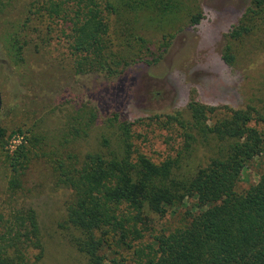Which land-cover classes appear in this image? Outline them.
Wrapping results in <instances>:
<instances>
[{"label": "trees", "instance_id": "obj_1", "mask_svg": "<svg viewBox=\"0 0 264 264\" xmlns=\"http://www.w3.org/2000/svg\"><path fill=\"white\" fill-rule=\"evenodd\" d=\"M4 6L0 0V16ZM24 15L0 37L14 67H26L32 23L47 17L60 22L76 75L116 78L136 64L159 63L177 34L201 23L203 9L200 0H30ZM148 34L157 35V48ZM257 35L264 38V0H252L224 36L223 61L237 66L238 48ZM195 95L186 110L158 118L179 141L160 163L140 152L135 124L118 115L105 122L86 154L67 149L76 140L61 139L63 155L49 166L56 185L71 193L66 222L88 264H264V171L249 189L237 190L250 162L264 155V113L250 105H207ZM81 108L82 126H68V119L65 126L67 135L87 139L99 127V113L90 105ZM31 129L10 151L7 130L0 127L6 171L0 264H40L45 254L26 185L32 166L49 155V143ZM183 206L190 208L186 222L155 233L154 217Z\"/></svg>", "mask_w": 264, "mask_h": 264}, {"label": "rangeland", "instance_id": "obj_2", "mask_svg": "<svg viewBox=\"0 0 264 264\" xmlns=\"http://www.w3.org/2000/svg\"><path fill=\"white\" fill-rule=\"evenodd\" d=\"M13 1L2 0L6 9L0 16V37L25 18L30 6V0H18L15 7L7 5ZM251 1L200 0L201 23L177 34L159 63L136 64L116 78L76 75L60 22L57 25L47 17L32 23L35 40L28 48L30 59L26 67L11 64L0 38V127L7 130V149L13 151L21 145L33 127L50 145L44 148L47 157L43 158L40 152L42 159L32 166L26 185L31 192L29 203L38 213L45 247L40 264H88V258L72 242L74 231L66 222L71 193L56 185L49 166L52 157L63 155L62 138L76 140L67 147L69 151L75 148L81 155L86 154L95 147L105 122L118 115L135 124L134 130L141 135L136 140L140 152L160 163L175 153L179 141L161 127L158 118L164 120L186 110L195 94L196 100L207 105L236 109L250 105L264 113L263 36L249 38L238 48V64L234 68L222 59L224 36L238 23ZM156 36L147 35L154 49ZM85 105L95 107L99 113V127L91 132L89 140L82 135H67L65 126L66 119L70 120L68 126H82L85 113L79 110ZM4 159L0 147V192L6 176ZM263 171L264 155L250 162L237 190L243 192L256 184ZM188 209L183 206L165 218L154 217L155 233L181 226L186 222ZM129 264L135 263L132 260Z\"/></svg>", "mask_w": 264, "mask_h": 264}, {"label": "water", "instance_id": "obj_3", "mask_svg": "<svg viewBox=\"0 0 264 264\" xmlns=\"http://www.w3.org/2000/svg\"><path fill=\"white\" fill-rule=\"evenodd\" d=\"M1 107H2V98H1V94H0V111H1Z\"/></svg>", "mask_w": 264, "mask_h": 264}]
</instances>
